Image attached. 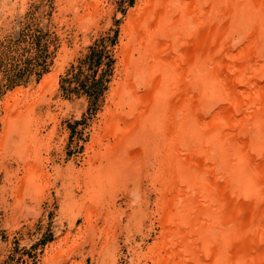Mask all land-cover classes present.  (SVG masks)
I'll return each mask as SVG.
<instances>
[{
  "label": "rangeland",
  "instance_id": "obj_1",
  "mask_svg": "<svg viewBox=\"0 0 264 264\" xmlns=\"http://www.w3.org/2000/svg\"><path fill=\"white\" fill-rule=\"evenodd\" d=\"M183 2L193 8L190 12L200 7L196 0ZM180 4V0H0V264L205 263L185 242L177 247L181 253L167 257L172 241L163 233L157 212L160 196L151 180L159 172L154 156L158 153L149 156L150 162L144 160L145 148L137 145L138 115L128 116L136 100L131 99L132 92L137 89L138 103L142 98L137 109L141 116L146 107L154 111L156 104L155 111L161 112L159 101H151L155 83L143 85L150 71L147 63L157 67L155 55L152 62L144 59L146 54L152 56L144 48L150 39L143 37L145 29L150 27L154 41L178 33L180 41L194 42L190 35H201L194 24L191 27L186 22L190 12L180 15L175 11ZM252 5L258 14L264 0ZM168 6L172 13L161 20L156 11ZM137 10L133 22L130 16ZM35 35L34 46L31 39ZM102 40L114 62L103 93L92 103L87 95L67 89L92 74L84 68L83 76L74 80L91 48ZM35 48L45 57L38 64L32 61L28 65L32 72L12 85L11 61L33 59L38 53ZM173 48L175 56L178 49ZM45 61L47 71L42 73L40 64ZM168 88L163 93L175 91ZM161 153L163 158L169 155L166 148ZM128 156L139 167L131 159L130 165ZM129 165L133 167L130 173ZM136 168L145 169L144 174ZM181 217V213L172 216V224L180 225ZM199 249L195 251L202 252Z\"/></svg>",
  "mask_w": 264,
  "mask_h": 264
},
{
  "label": "bare ground",
  "instance_id": "obj_2",
  "mask_svg": "<svg viewBox=\"0 0 264 264\" xmlns=\"http://www.w3.org/2000/svg\"><path fill=\"white\" fill-rule=\"evenodd\" d=\"M180 1L175 7L180 15L193 9ZM215 1L216 4H212V0H196L200 7L195 6L186 21L201 33L190 35L189 39L195 38L194 42L180 41L178 33L154 41L156 36L152 33L150 36V27L145 33L142 31L143 37L150 38L144 48L152 54L145 53L144 59L152 62L154 55L157 58L156 68L147 63L150 71L143 85L154 86L155 83L156 89L151 88V101H159L161 112L155 111L157 104L153 102L154 111L146 107L141 116L137 109L142 105L139 104L142 98L138 103L137 89L131 91V99L136 100H132L129 106L132 112L128 116L138 115L141 140L137 145L143 144L146 154L138 153L144 154L147 163L152 153H158L154 156L159 161V172L151 180L155 181L153 189L160 196L157 212L163 233L172 241L171 248L163 247L169 250V254L165 252L167 257L172 253L176 256L177 247L185 242L204 264L211 261L210 256L213 262L209 264H264V7L255 14L252 3L256 0ZM162 8L160 12L155 10L161 20L172 13L169 6ZM138 10L134 11L135 15L131 13L132 21ZM173 47L178 49L175 56ZM157 51L160 54H155ZM168 87L175 91L163 93ZM144 91L148 93L149 88L145 87ZM171 144L177 148L176 152ZM164 148L169 153L165 158L161 153ZM130 159L133 157L128 156L126 161ZM198 162L202 164L201 170ZM134 163L139 167V162ZM130 165L129 173L133 168ZM136 169L138 172L145 170ZM180 213L182 223L173 225L170 218ZM164 216L168 219L166 223ZM180 232L186 239L178 236ZM198 249L202 252L195 251Z\"/></svg>",
  "mask_w": 264,
  "mask_h": 264
},
{
  "label": "trees",
  "instance_id": "obj_3",
  "mask_svg": "<svg viewBox=\"0 0 264 264\" xmlns=\"http://www.w3.org/2000/svg\"><path fill=\"white\" fill-rule=\"evenodd\" d=\"M133 3V1H131ZM38 38L36 35L32 37L31 42L34 46L37 44ZM39 47V45H38ZM36 56L33 59H27L26 61H20L16 63H12L11 61V71L12 76L10 78L11 84L16 85L27 76L28 73H31L30 65L32 61H40V58L45 57L42 56L43 52L41 49L37 50L35 48ZM114 60L110 55V51L108 50V46L104 40L100 42L99 45L92 47L90 50V54L82 61L81 66L79 67V71L76 73L74 80L79 79V77L83 76L84 68H87V71L92 72V74L86 75V80L77 83L75 88L67 89L70 93L75 94H84L89 97L92 103H96L103 93L105 89L104 82H106V76L110 75L112 72L111 66ZM40 67L42 68V73L47 71L46 61L41 62ZM42 74H38L40 77ZM73 82V81H72Z\"/></svg>",
  "mask_w": 264,
  "mask_h": 264
}]
</instances>
